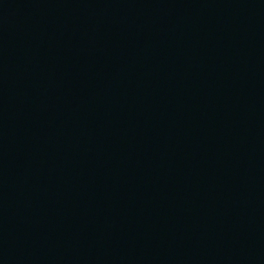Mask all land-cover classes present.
Returning <instances> with one entry per match:
<instances>
[{
    "label": "water",
    "instance_id": "obj_1",
    "mask_svg": "<svg viewBox=\"0 0 264 264\" xmlns=\"http://www.w3.org/2000/svg\"><path fill=\"white\" fill-rule=\"evenodd\" d=\"M0 264H264V0H0Z\"/></svg>",
    "mask_w": 264,
    "mask_h": 264
}]
</instances>
